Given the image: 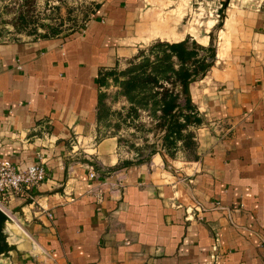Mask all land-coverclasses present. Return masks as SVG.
<instances>
[{
    "label": "crops",
    "instance_id": "1",
    "mask_svg": "<svg viewBox=\"0 0 264 264\" xmlns=\"http://www.w3.org/2000/svg\"><path fill=\"white\" fill-rule=\"evenodd\" d=\"M197 1L100 0L70 34L0 35V162L47 170L0 199L19 250L0 264H264V0H214L212 59L218 20ZM187 40L212 64L189 86L195 158L170 157L153 120L143 159L108 74Z\"/></svg>",
    "mask_w": 264,
    "mask_h": 264
},
{
    "label": "trees",
    "instance_id": "2",
    "mask_svg": "<svg viewBox=\"0 0 264 264\" xmlns=\"http://www.w3.org/2000/svg\"><path fill=\"white\" fill-rule=\"evenodd\" d=\"M34 6L33 0H21L15 6L7 8L17 17L16 30L29 25L27 14ZM50 34L56 35L59 31L50 28ZM201 51V46L189 40L178 44L158 43L127 69L108 74L120 88V95L130 104L126 118L137 120L140 113L146 111L158 121L159 130L167 131L164 147L170 157L175 156L173 150L182 142V146L190 153V158H195L196 143L188 129L199 125L201 120L193 111L189 86L203 74L208 65V60L201 57ZM207 52L209 59H212L213 50L209 49ZM211 66L210 63L209 68Z\"/></svg>",
    "mask_w": 264,
    "mask_h": 264
},
{
    "label": "rangeland",
    "instance_id": "3",
    "mask_svg": "<svg viewBox=\"0 0 264 264\" xmlns=\"http://www.w3.org/2000/svg\"><path fill=\"white\" fill-rule=\"evenodd\" d=\"M1 1L0 35L3 37L11 35L15 39L18 35L42 37L50 28L58 30L60 34H70L87 23L100 2V0H33L35 6L27 14L29 25L22 27L21 30H16L15 20L17 17L11 11L6 12V4L9 2L4 3V0ZM213 2L214 0H198L194 6V12L197 13V9L202 6L206 9L207 15L213 14L215 19L218 20L210 34L213 40L209 49L215 52L218 43V32L223 27L224 16L220 12L222 9H217L219 4L214 6ZM215 10H219V12ZM140 114V118L134 120L136 122L130 119V122L126 125V129L136 130L139 136L130 135L129 140L124 142L128 149L135 153L137 149L143 150L141 158L145 159L155 152L157 142L156 138L152 137L151 134L157 128V124L156 128H154L152 122L156 119H152L148 112L143 111ZM126 117L127 115L125 114L124 121L128 120ZM157 130L159 129L157 128Z\"/></svg>",
    "mask_w": 264,
    "mask_h": 264
},
{
    "label": "built area",
    "instance_id": "4",
    "mask_svg": "<svg viewBox=\"0 0 264 264\" xmlns=\"http://www.w3.org/2000/svg\"><path fill=\"white\" fill-rule=\"evenodd\" d=\"M97 173L91 168L90 178L95 179ZM47 177V170L42 165H33L23 170L9 162H0V199L9 193H20L25 188H32L42 184Z\"/></svg>",
    "mask_w": 264,
    "mask_h": 264
},
{
    "label": "water",
    "instance_id": "5",
    "mask_svg": "<svg viewBox=\"0 0 264 264\" xmlns=\"http://www.w3.org/2000/svg\"><path fill=\"white\" fill-rule=\"evenodd\" d=\"M209 66L206 67L205 72ZM18 229L15 221L0 208V259L7 261L12 260V253L19 254L18 247L11 244L9 239L10 235L7 233L8 229Z\"/></svg>",
    "mask_w": 264,
    "mask_h": 264
}]
</instances>
